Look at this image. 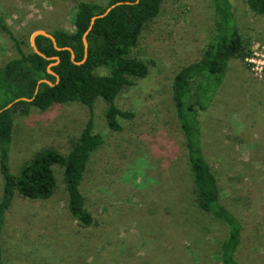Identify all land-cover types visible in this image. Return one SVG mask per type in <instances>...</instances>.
<instances>
[{"label":"rangeland","instance_id":"1","mask_svg":"<svg viewBox=\"0 0 264 264\" xmlns=\"http://www.w3.org/2000/svg\"><path fill=\"white\" fill-rule=\"evenodd\" d=\"M79 1L107 2L0 0V16L18 43L0 31V68L18 57L17 48L31 51L35 30L73 32ZM230 3L239 30L252 42L251 57L229 63L222 87L199 115L201 145L221 201L241 222L235 260L264 264V16L252 14L245 0ZM213 19L211 0H162L159 14L130 51L147 64L148 73L115 99L133 117L111 134L104 103L97 99L93 106L103 142L80 187L93 224L82 228L70 216L61 168L53 167L56 191L50 198L14 197L5 212L2 264H221L226 226L195 206L171 101L175 73L200 58L214 33ZM87 116V108L76 102L15 114L9 172L15 174L43 148L65 155Z\"/></svg>","mask_w":264,"mask_h":264},{"label":"trees","instance_id":"2","mask_svg":"<svg viewBox=\"0 0 264 264\" xmlns=\"http://www.w3.org/2000/svg\"><path fill=\"white\" fill-rule=\"evenodd\" d=\"M161 2L107 0L102 6L79 1L73 15V32L52 31L54 46L49 38L36 36L33 42L38 53L31 49L25 54L17 48L18 57L8 60L0 68V235L5 212L14 197L43 201L54 194L53 167L61 168L70 216L82 228L93 224L80 188L90 157L103 142V135L94 127L93 106L97 99L104 103V125L111 134L121 132L123 123L133 117L131 112L118 108L115 99L124 88L134 86L148 73L147 64L132 57L130 51L137 45L144 27L159 14ZM211 2L214 33L200 58L175 73L171 82V101L184 141L195 206L226 226V238L219 248L221 264H239L234 254L240 242L241 222L221 201L214 172L203 154L198 117L210 107L222 87L229 63L250 59L252 42L239 30L230 0ZM116 3L119 4L105 16L94 20L85 36L87 56L83 63L76 64L82 59V35L90 18ZM245 4L252 14L264 16V0H245ZM0 31L17 47V40L1 16ZM65 48L72 52L73 60ZM98 69H106L108 74L98 75ZM41 80L50 85L39 82ZM73 102L85 106L88 116L79 134L70 141L67 153L61 155L51 148L40 149L15 174L10 173L7 158L15 114L28 115L31 109L45 111ZM8 104L10 107L5 108Z\"/></svg>","mask_w":264,"mask_h":264},{"label":"water","instance_id":"3","mask_svg":"<svg viewBox=\"0 0 264 264\" xmlns=\"http://www.w3.org/2000/svg\"><path fill=\"white\" fill-rule=\"evenodd\" d=\"M137 1H138V0H135V2H137ZM117 4H119V3H116V4H113V5H110L109 7H107V8L105 9V11H104L102 14L94 15V16H92V17L90 18V20H89V24H88L86 30L84 31V33H83V35H82V45H83V55H82V59H81L78 63H76V64L83 63L84 60H85V58H86V56H87V44H86V41H85V36H86V34L88 33V31L91 29V26H92L94 20L97 19V18H101V17L105 16V15L107 14V12H108L111 8H113L115 5H117ZM36 36H44V37H46V38H49L50 41L52 42L53 46L55 45V44H54V39H53V37L50 35V33H47V32H45V31H43V30H35V31H33V32L30 34V37H29V44H30V47H31V49H32V51H33L34 53H38L37 50H36V48H35V46H34V42H33V41H34V38H35ZM65 49H67V48H65ZM67 50H69V49H67ZM69 52H70V59L73 60V54H72V52H71L70 50H69ZM51 59L55 60V62L57 61V58H56V57H52ZM53 64H55V63H53ZM48 72H49V71H48ZM49 73H50V72H49ZM39 82H44V83L50 85V83H49L48 81H46V80H41V81H39ZM39 82H38V83H39ZM36 91H37V86H36L35 89H34L33 95L36 93ZM22 100H29V99H22ZM10 105H11V104L6 105L5 108L10 107Z\"/></svg>","mask_w":264,"mask_h":264}]
</instances>
